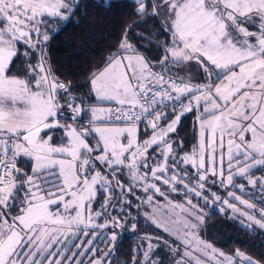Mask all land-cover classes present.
<instances>
[{
    "label": "snow or ice",
    "instance_id": "snow-or-ice-1",
    "mask_svg": "<svg viewBox=\"0 0 264 264\" xmlns=\"http://www.w3.org/2000/svg\"><path fill=\"white\" fill-rule=\"evenodd\" d=\"M79 6L0 0V264H111L141 216L167 237H137L132 264H264L200 238L217 206L264 230V203L235 191L246 180L264 201V0H125L131 22L83 84L49 52V25H79Z\"/></svg>",
    "mask_w": 264,
    "mask_h": 264
},
{
    "label": "trees",
    "instance_id": "trees-1",
    "mask_svg": "<svg viewBox=\"0 0 264 264\" xmlns=\"http://www.w3.org/2000/svg\"><path fill=\"white\" fill-rule=\"evenodd\" d=\"M108 3L110 6L104 7L103 0H80L78 14L73 17V21L77 18L80 19L79 25L68 23L66 27H62L59 31H56L53 25H49L50 28H53L50 34L49 52L53 67L58 70L62 78L83 84L97 65L102 64L101 57L106 56L121 37L126 22H131L129 9L124 6L125 0H108ZM151 24L152 21H149L148 24L142 25L140 28H133L131 35L135 38L137 31L147 34ZM133 42L145 43L146 41L134 39ZM152 51L154 52L155 49ZM182 74L188 75L189 73ZM190 75H196L195 68ZM82 90L86 92L88 89L84 88ZM194 118V113H189L182 121L183 131L181 135L187 137L189 149L192 145ZM260 171L254 170L253 174ZM138 194L143 196L142 191H138ZM182 196L180 195V197ZM177 197L179 196L176 195ZM103 198V196L100 197L101 200ZM99 207L100 205L97 204L96 208L99 209ZM209 210L208 207L204 208L205 212ZM211 210L216 214L208 221L206 230L201 232V239L212 243L228 255L239 250V252L255 259H264V230H256L258 232L256 235L242 231L236 222L228 218L232 214L222 215L217 207ZM100 222L103 223L102 220ZM139 223L141 227L136 232L130 229L124 232L117 243V251L113 254L111 264H125V262L132 264L134 254L138 255L140 260H143V251L147 250V240L142 241L137 237H144L146 234L153 237L157 235L167 237V233L156 228L153 224H149V222L145 227L146 221L143 216H141ZM168 238L173 239L172 237ZM142 242L144 248L138 254L135 253L136 246ZM152 242L155 244L156 240L153 239ZM176 244H179V242L176 241ZM97 246L107 251L103 243L98 242ZM167 251V249L158 251L152 259L164 257ZM164 264H172L171 257L166 258Z\"/></svg>",
    "mask_w": 264,
    "mask_h": 264
},
{
    "label": "rangeland",
    "instance_id": "rangeland-1",
    "mask_svg": "<svg viewBox=\"0 0 264 264\" xmlns=\"http://www.w3.org/2000/svg\"><path fill=\"white\" fill-rule=\"evenodd\" d=\"M249 27L251 28V25ZM142 129L143 128H141V130ZM57 140H59V136H57ZM262 174H264V169H262L259 173H254L253 175L254 176H260ZM236 183L245 185V191L243 193L238 188L235 189L237 195H241L243 199H249L250 201H253V200L256 201L257 202V207H259L260 203H264V201H261L259 199L260 198V192H259L258 186L256 188H253L251 185L247 184L246 180H243V179H240V178H237ZM220 194L223 195V196H227V193L223 189L220 190ZM176 195H178L179 197L176 198ZM180 195H183V194H180ZM180 195L178 193H170L169 194V199L174 201V202H177V203L182 202L184 197L183 196L180 197ZM156 200L159 201V203L161 205V212H163V210H164L163 206L166 204V201L161 196H160V198H158V195L156 197ZM236 203L238 204V206L243 207L242 205H239V202H236ZM217 208H218V206H217ZM168 211L170 213L171 209H168ZM227 213H229L231 215L232 214V210L231 209H227ZM149 224H152V223L149 221ZM219 251H221V250H219ZM221 252H223V251H221ZM235 253H232L229 256H235ZM70 254L71 253H69V255ZM226 255H228V254H226ZM201 258L204 259V257H201ZM220 259H223V258L221 257ZM213 264H214V262H213ZM235 264H240V257H235Z\"/></svg>",
    "mask_w": 264,
    "mask_h": 264
},
{
    "label": "built area",
    "instance_id": "built-area-1",
    "mask_svg": "<svg viewBox=\"0 0 264 264\" xmlns=\"http://www.w3.org/2000/svg\"><path fill=\"white\" fill-rule=\"evenodd\" d=\"M141 127H143V126H141Z\"/></svg>",
    "mask_w": 264,
    "mask_h": 264
}]
</instances>
